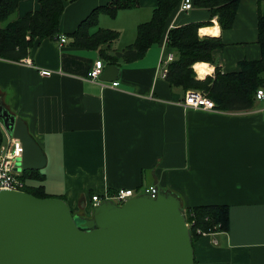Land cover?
Returning a JSON list of instances; mask_svg holds the SVG:
<instances>
[{"label": "crops", "instance_id": "0c3cea01", "mask_svg": "<svg viewBox=\"0 0 264 264\" xmlns=\"http://www.w3.org/2000/svg\"><path fill=\"white\" fill-rule=\"evenodd\" d=\"M108 1H66L60 34L67 37L92 8ZM156 4L139 0L113 18L100 14L99 27L119 31L106 52L132 43L136 26L150 19ZM39 7L40 0H21L15 15L21 18ZM259 13L264 14V0H239L233 25L222 30L208 8L177 7L167 29L210 21L198 35L222 41L212 56L218 69L231 72L240 61L260 57ZM69 41L36 40L25 57L30 64L0 58V111L22 120L40 147L45 191L63 195L72 213L85 216L92 212V194L119 188L136 195L159 187L175 194L183 208L227 204L229 230L200 236L193 246L194 264H264V99L238 112L184 108L185 92L171 88L159 73L169 53L163 38L142 58L116 64L114 80L93 81L87 72L101 58L99 50ZM192 67L198 79L213 75L215 68L208 62ZM43 69L51 75H42ZM113 81L119 84L113 87ZM0 127L7 138L1 120Z\"/></svg>", "mask_w": 264, "mask_h": 264}, {"label": "trees", "instance_id": "16d2710c", "mask_svg": "<svg viewBox=\"0 0 264 264\" xmlns=\"http://www.w3.org/2000/svg\"><path fill=\"white\" fill-rule=\"evenodd\" d=\"M21 0H0V58L20 61L28 56L33 43L38 39H55L60 34L59 20L70 0H40L38 10L28 11L24 16L15 15ZM181 0H157L148 21L136 26V35L132 43L114 54L106 52L111 42L119 36V31L98 26L100 14L115 17L122 9L139 5V0H109L98 5L67 33L69 45L76 48L99 50V55L109 64L120 61L132 62L142 58L148 48L161 42L167 33L166 49L174 54L167 64L166 80L171 88L179 87L200 90L212 99L215 108L221 111L238 112L249 110L256 101V91L264 89V14L257 17V37L260 57L255 60H242L238 70L222 72L212 54L223 46L218 37L198 35V29L210 25V21L190 22L167 29L169 15L179 6ZM193 5L205 7L210 15H215L219 27L224 30L233 25L239 0H192ZM92 27H97L90 32ZM201 30V29H200ZM164 57V56H163ZM165 58V57H164ZM196 62H208L215 66L213 75L198 79L193 70ZM4 133L0 127V145ZM44 173L39 170H22L20 179L23 190L36 197H60L48 194L43 185ZM229 205L209 203L184 207L185 220L189 224L192 245L200 236L225 232L230 227ZM90 209L91 205H90Z\"/></svg>", "mask_w": 264, "mask_h": 264}, {"label": "water", "instance_id": "95a60500", "mask_svg": "<svg viewBox=\"0 0 264 264\" xmlns=\"http://www.w3.org/2000/svg\"><path fill=\"white\" fill-rule=\"evenodd\" d=\"M116 64L99 79L114 80ZM3 128L22 143L15 170H41L45 157L18 117L0 111ZM0 264H194L184 208L158 187L122 204L102 200L89 216L60 197L0 190Z\"/></svg>", "mask_w": 264, "mask_h": 264}, {"label": "built area", "instance_id": "2783aa9c", "mask_svg": "<svg viewBox=\"0 0 264 264\" xmlns=\"http://www.w3.org/2000/svg\"><path fill=\"white\" fill-rule=\"evenodd\" d=\"M193 7L192 0H181L179 3V10H190ZM59 45H63L67 42L66 35H58L57 37ZM164 43L167 42V33L163 36ZM173 53L166 54L165 58L162 59L160 64L159 73L160 76L166 77L167 64L174 59ZM23 63L30 64L28 58L22 59ZM104 68V62L101 58L95 59L92 66L87 72V77L93 81H99V76ZM42 75H51L50 70L43 69L40 70ZM119 84L118 81H113L111 85L113 87ZM256 99H264V89L259 88L256 91ZM181 105L184 108L192 109H203V110H215V104L212 99L206 96L200 90L188 89L185 91L184 97H182ZM22 143L21 141L8 135V137L0 145V190H23V181L20 179V174L15 171L17 158L22 154ZM157 189L154 186H149L143 189V193L155 194ZM135 196V191L133 189L119 188L113 192L105 193L103 195L92 194L90 196L91 208L97 205L102 200H112L117 204H122L124 201L130 197ZM189 228L188 222H186Z\"/></svg>", "mask_w": 264, "mask_h": 264}, {"label": "bare ground", "instance_id": "6f19581e", "mask_svg": "<svg viewBox=\"0 0 264 264\" xmlns=\"http://www.w3.org/2000/svg\"><path fill=\"white\" fill-rule=\"evenodd\" d=\"M196 69H197V71L199 72L200 75L205 73L203 64H200V63L196 64Z\"/></svg>", "mask_w": 264, "mask_h": 264}, {"label": "rangeland", "instance_id": "374dc122", "mask_svg": "<svg viewBox=\"0 0 264 264\" xmlns=\"http://www.w3.org/2000/svg\"><path fill=\"white\" fill-rule=\"evenodd\" d=\"M135 35H136V29H135V34H134V37H133V40L135 39ZM165 57V56H164ZM6 139L5 135H4V140ZM17 171L19 174L22 172V169L20 168V166L17 168ZM49 194V193H48Z\"/></svg>", "mask_w": 264, "mask_h": 264}, {"label": "flooded vegetation", "instance_id": "af4514ba", "mask_svg": "<svg viewBox=\"0 0 264 264\" xmlns=\"http://www.w3.org/2000/svg\"><path fill=\"white\" fill-rule=\"evenodd\" d=\"M137 195V194H136Z\"/></svg>", "mask_w": 264, "mask_h": 264}]
</instances>
